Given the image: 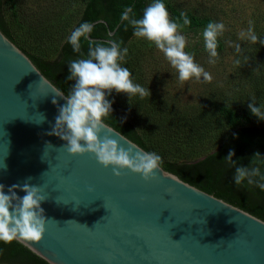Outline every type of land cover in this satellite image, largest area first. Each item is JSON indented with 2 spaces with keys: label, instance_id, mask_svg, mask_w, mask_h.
Wrapping results in <instances>:
<instances>
[{
  "label": "water",
  "instance_id": "1",
  "mask_svg": "<svg viewBox=\"0 0 264 264\" xmlns=\"http://www.w3.org/2000/svg\"><path fill=\"white\" fill-rule=\"evenodd\" d=\"M55 92L62 93L0 31V184L7 194L31 177L49 218L40 243L16 242L47 264H264L261 219L161 167L145 182L127 170L116 178L91 155L69 156L66 142L48 134L66 104ZM108 130L101 136L143 150Z\"/></svg>",
  "mask_w": 264,
  "mask_h": 264
},
{
  "label": "trees",
  "instance_id": "2",
  "mask_svg": "<svg viewBox=\"0 0 264 264\" xmlns=\"http://www.w3.org/2000/svg\"><path fill=\"white\" fill-rule=\"evenodd\" d=\"M153 2L154 0H66V11L61 18L64 20L66 36L52 59L46 58L45 52L38 54L10 29L5 7L10 11L16 26L22 28L15 0H0V31L32 61L44 77L67 96L74 83L67 79L68 66L82 55L87 56L88 52L87 43L83 40L81 52L73 51L68 42L71 33L84 22L104 20L105 24L93 25L90 37L116 40L121 43V51L127 48L128 53L122 66L129 69L133 79L135 53L131 49V43L135 37L134 29L127 22L121 21L120 15L125 6H131L136 17L142 18L144 9ZM162 2L166 5L170 18L181 25L180 13L187 14L191 23L182 26L183 34L192 33L203 38L207 23L214 22L209 17L180 10L167 0ZM108 31H114V35L109 37ZM218 44L217 51H222L223 45L219 40ZM116 96L115 91L106 96L111 102L110 117L105 119L108 126L144 151L158 154L161 157L160 167L166 172L264 221V190L258 186L264 180L256 177L252 184L244 181L239 185L233 180L237 166L259 167L264 176V125L263 120H260L263 117H254L248 107L234 108L221 104L216 108L214 123L203 117L197 126L180 127L170 123L173 115L165 108L153 109L149 106L146 97H132L129 101L126 95L129 102L142 110L141 118L137 119L121 109ZM229 152L234 153L232 161L225 160ZM257 153L261 157L253 158ZM0 264L47 263L13 241L11 244L0 242Z\"/></svg>",
  "mask_w": 264,
  "mask_h": 264
},
{
  "label": "clouds",
  "instance_id": "3",
  "mask_svg": "<svg viewBox=\"0 0 264 264\" xmlns=\"http://www.w3.org/2000/svg\"><path fill=\"white\" fill-rule=\"evenodd\" d=\"M180 19L182 25L170 18L162 0H154L149 4L144 9L142 18L136 17L131 6H125L120 15V20L127 22L134 29L135 37L146 40L149 46H155L164 54L170 66L178 73L180 82L192 79L199 81L201 78L205 82H211L212 76L195 63L193 53L186 51L188 41L181 34V28L190 25L191 21L184 12L180 13ZM223 31L224 25L215 22L207 23L203 31L204 47L210 56L209 63L216 62L218 37ZM92 32L93 24L84 22L69 37L68 42L74 52H81L82 40L87 43L88 52L87 56L82 55L81 58L71 61L68 66L67 79L74 81L71 92L67 96L55 92L66 104L59 108L55 126L48 134L58 136L66 142L62 148L69 156L91 155L105 169L111 167L112 175L116 178H120L127 170L139 175L145 182L154 180L161 163L158 154L136 148L134 152V147L128 142L126 143L130 147L126 149L117 139L109 135L101 136L102 130H108L105 119L111 114V102L106 98V94L110 95L113 91L126 94L130 101L132 97H150V92L148 88L134 83L129 69L122 66L128 49L121 51V43L116 40H109L107 44L90 40ZM247 37L253 43L258 39L251 28ZM236 63L239 64V61ZM56 102L55 99L52 100L54 105ZM248 108L254 117H264L261 108L253 103H250ZM44 120L43 116L40 123ZM108 132L112 133L110 130ZM47 146L52 145L46 144ZM233 155V152H229L225 160L232 161ZM256 157L261 156L257 153L253 158ZM0 168L6 170V165L3 164ZM256 177L264 180L259 167L237 166L233 180L237 185L244 181L252 184ZM30 180L31 177L27 178L23 185H11L7 194L4 185L0 184V242L4 244L19 241L23 242L25 247L33 248V245L43 239L49 218L44 215L41 204L47 198L41 194L40 186L30 185ZM258 186L264 190V183ZM18 189L24 193L23 196L17 195Z\"/></svg>",
  "mask_w": 264,
  "mask_h": 264
},
{
  "label": "rangeland",
  "instance_id": "4",
  "mask_svg": "<svg viewBox=\"0 0 264 264\" xmlns=\"http://www.w3.org/2000/svg\"><path fill=\"white\" fill-rule=\"evenodd\" d=\"M65 1L15 0L22 28L16 26L5 7L7 24L34 51L45 52L43 56L52 59L66 36L64 20H61L66 11ZM167 1L180 10L222 23L224 31L218 40L223 49L217 51L216 62L209 63L204 39L192 33H181L188 41L186 51L194 54L195 63L208 72L212 80L180 82L178 73L161 51L149 46L146 40L134 37L131 43L135 53L133 81L148 88L147 104L153 109L165 108L173 115L170 123L180 127L197 126L203 117L214 123L216 108L221 104L243 108L253 103L264 112V0ZM250 28L258 38L255 43L247 37ZM116 102L132 117L141 118L142 110L129 102L126 94L117 93Z\"/></svg>",
  "mask_w": 264,
  "mask_h": 264
}]
</instances>
